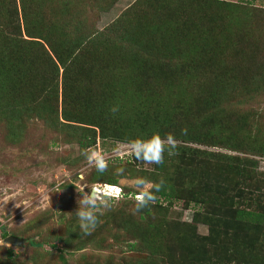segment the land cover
<instances>
[{
    "label": "trees",
    "instance_id": "trees-1",
    "mask_svg": "<svg viewBox=\"0 0 264 264\" xmlns=\"http://www.w3.org/2000/svg\"><path fill=\"white\" fill-rule=\"evenodd\" d=\"M151 1L136 0L104 30L85 31L70 0H0V118L11 126L25 113L61 125L85 151L97 136L145 144L124 161L128 176L160 185L148 189L154 199L137 211L127 198L136 191L104 194L133 205V212L106 209L104 217L126 229L127 251L146 250L122 264H264V172L255 159L264 157V109L249 105L264 95V59L253 68L224 60L230 51L238 56L243 34L254 47L255 26L232 1L155 0L146 8ZM98 91L93 102L110 113L81 112ZM155 134L175 147L163 142L161 162L150 171L139 166L159 146ZM105 173L93 172L90 183L115 186ZM173 200L192 208L190 222L165 219L162 203ZM73 213L59 211V225L42 238L33 233L38 240L24 239L45 260L67 264L66 256L80 251L78 264H100L85 262L81 251L106 246L94 238L100 222L84 241ZM5 260L0 264H17Z\"/></svg>",
    "mask_w": 264,
    "mask_h": 264
},
{
    "label": "rangeland",
    "instance_id": "rangeland-1",
    "mask_svg": "<svg viewBox=\"0 0 264 264\" xmlns=\"http://www.w3.org/2000/svg\"><path fill=\"white\" fill-rule=\"evenodd\" d=\"M70 1L78 7V16L83 20L85 31L91 29L99 31L104 30L125 10L132 7L136 0ZM226 1L236 2L244 8L247 13L245 18L250 21L251 25L254 24L255 26L251 33L256 44L254 47L248 48V43L244 42L247 37L243 34V36L239 37L240 41L236 49L238 56L230 51V56L224 57V60H237L240 64L253 68L252 66L255 67L261 57L264 59V0ZM146 3V8L156 6L155 0ZM58 87L60 88V85ZM97 93L99 91L93 94L92 101L88 104L89 109L83 108L81 112L84 114L90 113L93 116H97L102 112L110 113L108 106L107 108H102L97 102H93ZM58 100L60 101V98ZM249 105L263 110L264 95L259 96L256 102ZM0 119V220L6 222L3 226H0V233L1 231H6L9 235L24 240L22 243L8 244V248L0 249V256L4 257L3 261H6L5 257L8 256V261H15L17 264H36V262H38L37 264H59L54 262V258L45 260L40 257L39 255L41 254L35 249L36 247L29 245L24 237L28 234L32 235L39 230L42 238L47 234L50 227L61 223L57 216L59 211L63 210L64 216L74 212L76 207L79 206V193L77 192L82 185H86L84 188L85 192L92 190L96 186H99V189L103 188V184L95 185L90 183L89 179L93 175L92 173L98 170L95 163H89L82 153L90 154L95 152L100 154L105 165L103 170L117 179L115 186L119 187L122 192H128V190L136 191L134 196H129L130 194L128 193L129 203L137 201L138 195L151 187V181L141 180L139 176H128L127 165L124 161L125 159L131 160V153L145 144L138 146L108 139L101 140L97 136L95 147L85 151L79 149L75 141L70 138L68 129L61 125H51V123L48 124L39 117H32L25 113L19 121H15L11 126L9 125L10 122H7L4 117ZM150 143L152 142H148L146 145ZM194 146L230 153L224 149L209 148L200 144H195ZM255 159L257 160L258 172H264V157L255 156ZM139 167L150 171L153 168L150 159H143ZM139 181H144V184H140ZM117 190L114 188L113 191ZM100 191L96 192L104 196V192ZM104 197L110 205L107 209L114 210L117 207H122L123 203L121 200H117V198L109 200L108 196ZM162 204L166 205L165 209L167 208V210L161 209L166 212L165 219L178 220L180 222L191 221V207L183 208L181 203L176 200H173L172 205L169 206L166 203ZM128 206L127 208L125 206L122 208L126 212H133V205ZM105 210L101 209L100 214L98 213L100 226L98 227L99 232L94 238H97L96 240L101 239L103 245L105 246L106 244V246L91 247V244H86L84 249L81 250L85 262L101 264L109 260L115 264H122L123 261L132 259L131 257L143 256L146 250L135 252L126 250V241H123V235L127 234L125 233L126 229L121 225H118L119 227H114L113 225L112 227L104 217ZM115 214L117 221L124 219L122 213L114 212L113 215ZM45 218L48 221L43 225L40 220ZM197 231L200 234H206L205 225L198 224ZM13 233H17V235ZM81 236L85 241L86 235L81 234ZM29 237H31L30 239H40L38 235ZM165 239V235L158 236L160 244ZM0 241H3L1 236ZM57 244L62 246V243L58 241ZM41 246L44 250L50 249L44 243ZM14 248L21 249L20 257L23 260L14 255ZM7 250L10 251L9 254H7ZM79 252L73 253L72 256H66L67 264H78L79 261H76V259Z\"/></svg>",
    "mask_w": 264,
    "mask_h": 264
},
{
    "label": "clouds",
    "instance_id": "clouds-1",
    "mask_svg": "<svg viewBox=\"0 0 264 264\" xmlns=\"http://www.w3.org/2000/svg\"><path fill=\"white\" fill-rule=\"evenodd\" d=\"M151 141H155L157 146L153 152L151 153L149 159L152 163L159 164L161 162V153L164 151V145L163 142L160 140V137L158 134H155L151 137ZM149 141V142H151ZM169 146L171 148L175 147L174 141L169 138L168 139ZM82 155L85 156V158L89 161V163H95V166L98 171H102L105 167L104 162L100 154L98 153H82ZM140 184H144V181H139ZM163 183V182H161ZM113 186V185H111ZM86 185H82L80 190L77 192L79 193V206L76 207V210L74 211L73 215L75 216L77 220V228L79 230L83 231V234L88 235L91 231H93L99 222L98 213L101 209H107L109 208V202L108 200L101 194L97 193L95 190H88L87 192L84 191V188ZM117 191L110 192L106 195H119L120 188L115 186ZM154 188L155 191L160 190V185L157 184L155 186H151ZM154 199V196L152 193L148 190L142 191L138 195L137 204H136V210H140L141 208H144L147 206L148 202L152 201ZM18 207V206H17ZM6 222L3 220H0V226H3ZM9 245L6 244L4 241H0V249L8 248ZM20 248H14L13 253L16 257H20ZM50 251V249H49ZM21 260H23L22 257H20ZM4 257L0 256V261H3Z\"/></svg>",
    "mask_w": 264,
    "mask_h": 264
},
{
    "label": "water",
    "instance_id": "water-1",
    "mask_svg": "<svg viewBox=\"0 0 264 264\" xmlns=\"http://www.w3.org/2000/svg\"><path fill=\"white\" fill-rule=\"evenodd\" d=\"M92 190H96L95 188H93ZM3 241L7 244H19V243H22L24 240L22 238H19V237H16V236H13V235H6L4 238H3Z\"/></svg>",
    "mask_w": 264,
    "mask_h": 264
},
{
    "label": "built area",
    "instance_id": "built-area-1",
    "mask_svg": "<svg viewBox=\"0 0 264 264\" xmlns=\"http://www.w3.org/2000/svg\"><path fill=\"white\" fill-rule=\"evenodd\" d=\"M110 188H112V189H110ZM114 188L116 189V187L115 186H110V185H105V186H103V188L102 189H99V186H96L95 187V189H96V191H100V192H104V194H108V193H110L111 191H113L114 190Z\"/></svg>",
    "mask_w": 264,
    "mask_h": 264
},
{
    "label": "bare ground",
    "instance_id": "bare-ground-1",
    "mask_svg": "<svg viewBox=\"0 0 264 264\" xmlns=\"http://www.w3.org/2000/svg\"><path fill=\"white\" fill-rule=\"evenodd\" d=\"M111 186V185H110ZM111 189V188H110Z\"/></svg>",
    "mask_w": 264,
    "mask_h": 264
}]
</instances>
